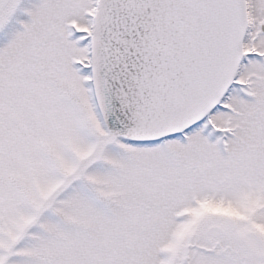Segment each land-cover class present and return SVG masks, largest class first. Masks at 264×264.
<instances>
[{"label": "snow or ice", "instance_id": "1", "mask_svg": "<svg viewBox=\"0 0 264 264\" xmlns=\"http://www.w3.org/2000/svg\"><path fill=\"white\" fill-rule=\"evenodd\" d=\"M0 264H264V0H0Z\"/></svg>", "mask_w": 264, "mask_h": 264}]
</instances>
